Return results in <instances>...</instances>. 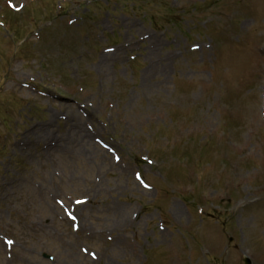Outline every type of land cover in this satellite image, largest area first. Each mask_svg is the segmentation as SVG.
<instances>
[{
  "label": "rangeland",
  "instance_id": "obj_1",
  "mask_svg": "<svg viewBox=\"0 0 264 264\" xmlns=\"http://www.w3.org/2000/svg\"><path fill=\"white\" fill-rule=\"evenodd\" d=\"M56 1L0 3V264H264V0Z\"/></svg>",
  "mask_w": 264,
  "mask_h": 264
},
{
  "label": "bare ground",
  "instance_id": "obj_2",
  "mask_svg": "<svg viewBox=\"0 0 264 264\" xmlns=\"http://www.w3.org/2000/svg\"><path fill=\"white\" fill-rule=\"evenodd\" d=\"M67 107H69V105H67ZM262 111V110H261ZM95 111L93 108H88L85 105H77L76 106V111L70 113L69 115L66 116V120L69 122V127H70V131L69 133H72V131H80L79 133H83L84 131L82 130V128L86 129V125H87V120L93 119L94 115H95ZM75 114L80 115L82 118H79L78 116H76ZM47 127V126H46ZM49 128H40L39 131L40 132H48ZM19 149H24V147H27L24 143H20L19 144ZM174 210L177 215H180V211L177 208V206L174 207Z\"/></svg>",
  "mask_w": 264,
  "mask_h": 264
},
{
  "label": "snow or ice",
  "instance_id": "obj_3",
  "mask_svg": "<svg viewBox=\"0 0 264 264\" xmlns=\"http://www.w3.org/2000/svg\"><path fill=\"white\" fill-rule=\"evenodd\" d=\"M12 6H14V5H12ZM139 178H140V177L137 176V179H139ZM145 187H147V185H145ZM76 203H77V204H85V203H87V201H85V200H81V199H77V200H76ZM69 218L72 219V220H75V219H76V217L73 216V215H71V213H69ZM6 243H7V244H12L13 241H11V240H7ZM92 258H93V259H96L95 255H93Z\"/></svg>",
  "mask_w": 264,
  "mask_h": 264
}]
</instances>
